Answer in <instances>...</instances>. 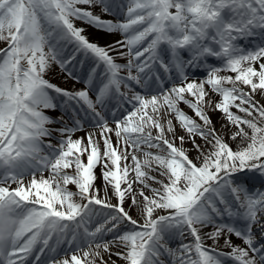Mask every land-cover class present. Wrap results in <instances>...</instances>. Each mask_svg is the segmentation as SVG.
I'll use <instances>...</instances> for the list:
<instances>
[{
  "label": "snow or ice",
  "instance_id": "6c2138e0",
  "mask_svg": "<svg viewBox=\"0 0 264 264\" xmlns=\"http://www.w3.org/2000/svg\"><path fill=\"white\" fill-rule=\"evenodd\" d=\"M257 30L264 0H0V264H264V191L240 179L264 176V46L237 43Z\"/></svg>",
  "mask_w": 264,
  "mask_h": 264
},
{
  "label": "bare ground",
  "instance_id": "6f19581e",
  "mask_svg": "<svg viewBox=\"0 0 264 264\" xmlns=\"http://www.w3.org/2000/svg\"><path fill=\"white\" fill-rule=\"evenodd\" d=\"M93 10L96 11V12H99V9L98 8L93 9ZM120 14H121V12H120ZM75 23H76V26H78V27H86L87 28L86 35L89 37L90 40L96 41V40H98V38H100L102 36L106 40V42L110 43V42H112V41L120 38V35L118 33L115 34V35H109V34L104 33V32H99L95 28L88 27V26H86L81 21H75ZM98 43H99V41H98ZM256 43H258L257 45H261V43H264V32H261L260 30H257L255 34H253L251 36H247V37H242V38H240L238 40L239 46H241L243 48L248 47L249 49H254L257 46L256 45L255 47H253ZM213 46L215 47V45H213ZM180 55L185 60L189 58V53L186 50H181L180 51ZM118 62H121L122 63L123 61H118ZM207 66H217V67H220V66H222V63H221L220 58L211 57V56L205 57L200 62L198 68H197V66H193V67H189V68L186 69V74H187L189 80L195 79V80H197V82H199L200 80L205 79L206 78V74L204 76H202V77H196V76L201 71L202 72L203 71L205 72V70H206V72H207ZM220 74L221 75H234V74H232L229 71H222ZM53 79H54V82L60 83L63 86H66V87H69V88H71V87H76L77 88L78 87V84H73L72 82H68L67 84H65L64 81H63V79H61V78L54 77ZM205 88H206V90H208L210 92V95L212 96V99L213 100L219 99V97H218L217 94L211 92L210 86L205 85ZM127 106H131V105H127ZM180 107L185 112H187L188 114H190V115L192 114L191 113V110L186 105L181 104ZM51 111L52 110H48V112L50 113L49 115L52 116L53 118L54 117H57L55 114H52ZM209 114L211 115V118H212V120L214 122L215 127L219 131V129H220V123H221V113L215 112V111H210ZM110 123H111V119H110ZM89 125H92V126H89ZM52 127H54V126L52 125ZM94 130H95L94 129V122L89 121V119L87 118V119H84V122H83V130L82 131H77L75 133V136H81V135L83 136L86 131L90 132V131H94ZM232 131H235V128L234 127L232 128ZM247 131H249V133H250V130H247ZM75 136H74V138H75ZM225 139H227V136H225ZM113 140L115 142V137H113ZM198 142H201L202 143V141H198ZM228 143L235 149L237 147V143H239V141L233 142L232 140L229 139L228 140ZM185 147L186 148H189L190 145H187L186 144ZM138 155H139V153H138ZM192 155L194 156L195 153H192ZM43 174H44L45 178H47V176L49 175V171L48 170H45ZM38 175H40V173ZM260 178H262L261 181H260L261 182L260 183V186H261L260 187L261 188L260 190H259L258 187L251 186V184L249 183V181H247L245 183L248 186H250L251 189H252V191H254V192L255 191H264V176H261L260 175ZM154 186H156V185H154ZM11 187H13L12 184H11ZM114 203H115V201H114ZM126 207H127V205H126ZM130 213L131 214H134L135 215V218L137 220H140L141 219L140 216L138 215V209L133 208ZM232 240H233V243L234 244H242V241L239 238L235 237V236L232 237ZM168 241H172V243L173 242L176 243V245H173V244L171 245L170 244L169 247L176 248L178 246V243L180 241V238L179 237H172V238H169ZM221 242H222V244H221ZM206 243H209V245H210V244H212V241L209 240V241H206ZM221 245L223 247V239L220 240V246ZM66 248L67 247L64 248V246L61 247V249H63V250H65ZM223 248L224 249H227L225 247H223ZM114 251H115V249H114ZM227 251H229V249H227ZM31 258L32 257L29 258L28 264H33V259H31ZM45 258H46V256H44V255L41 256L40 264H44L45 263V261H46ZM112 259L118 260L117 257H115V256H113ZM165 264H171V261H170V259L167 256L165 258Z\"/></svg>",
  "mask_w": 264,
  "mask_h": 264
},
{
  "label": "rangeland",
  "instance_id": "374dc122",
  "mask_svg": "<svg viewBox=\"0 0 264 264\" xmlns=\"http://www.w3.org/2000/svg\"><path fill=\"white\" fill-rule=\"evenodd\" d=\"M99 9V8H98ZM100 11V10H99ZM172 11H174V9H172ZM123 13L121 12V14H120V12H118L116 15H113V14H106V15H104V18L105 19H111V20H114V21H116L117 20V18H119V19H123ZM92 41H94V40H92ZM99 41V43L101 44V45H104V44H107L108 42H106V40L101 36L100 38H98V40H96L95 42H98ZM6 41H0V49H2V48H5L6 47ZM258 43H256L253 47H255L256 45H257ZM260 46H264V43H261V45ZM71 49H72V45H68L67 46V49H66V51L68 52H70L71 51ZM245 49H248V50H251V49H249L248 47H245ZM197 68H198V66H197ZM78 70H80L79 68H77ZM206 74V70H205V72L203 71H201V72H199V74L196 76V77H202V76H204ZM81 87H83V85L82 84H78V87L77 88H81ZM125 108H127V109H130L131 108V106H127V105H125ZM46 111V114L47 115H49L50 113L48 112V110H45ZM48 112V113H47ZM51 113L52 114H55L56 116H59L60 115V112L59 111H51ZM55 118V117H54ZM86 119L88 118V117H85ZM65 119L67 120V117H65ZM54 127H60V125H53ZM89 126H92V125H89ZM82 136V135H81ZM49 142V138H44V144L45 145H47V143ZM178 142V141H177ZM51 143L52 144H57V140L56 139H51ZM179 143V142H178ZM48 149L46 148V147H44V152H43V154H48ZM69 172H71V170H68ZM39 172H37L36 173V175H37V178H39ZM31 178V172H29L26 176H25V180L27 181V180H29ZM240 179H241V181H243V182H247V181H249V183L251 184V186H253V187H258L259 188V190L261 189L260 187V181H261V179L262 178H260V173H258V172H244V173H242V174H240ZM13 185V187L12 188H15L17 185L16 184H12ZM68 188H69V190H71V191H73V192H75L76 191V188H75V186L74 185H68ZM113 203H114V201H113ZM131 214V213H130ZM132 216H133V218H135V215L134 214H131ZM136 219V218H135ZM222 240V239H221ZM168 242V246H170V244L172 245H176V243H172V241H167ZM181 241H179V243H180ZM184 242H188L187 240H185ZM178 243V244H179ZM206 244H209V243H206ZM221 244H222V242H221ZM62 246H64V248L65 247H67L65 250H63V249H61V247ZM224 247V246H223ZM222 247V245H221V248H220V250L221 251H224V252H227V249H224ZM226 248V247H225ZM65 254L67 255V256H69L70 257V255L72 254L71 253V250L69 249V246L67 245V244H61V245H59L58 246V253H57V258L58 259H63L64 258V256H65ZM44 256H46V258H45V263L44 264H48V254H47V252L45 253V255ZM34 257H35V253H33V256H32V258L31 259H33L34 260ZM107 258V257H106ZM165 258H166V256H162L161 257V259H163V260H165ZM117 264H123V261H120V260H117Z\"/></svg>",
  "mask_w": 264,
  "mask_h": 264
}]
</instances>
